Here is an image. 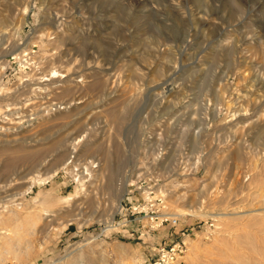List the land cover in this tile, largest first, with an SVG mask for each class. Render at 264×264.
Masks as SVG:
<instances>
[{
	"label": "rangeland",
	"instance_id": "1",
	"mask_svg": "<svg viewBox=\"0 0 264 264\" xmlns=\"http://www.w3.org/2000/svg\"><path fill=\"white\" fill-rule=\"evenodd\" d=\"M179 239L264 264V0H0V264Z\"/></svg>",
	"mask_w": 264,
	"mask_h": 264
},
{
	"label": "built area",
	"instance_id": "2",
	"mask_svg": "<svg viewBox=\"0 0 264 264\" xmlns=\"http://www.w3.org/2000/svg\"><path fill=\"white\" fill-rule=\"evenodd\" d=\"M170 221L176 224L178 219L176 217L164 218L163 221ZM186 242L183 239L176 240L171 244L160 245L158 252L153 257V264H173L186 251Z\"/></svg>",
	"mask_w": 264,
	"mask_h": 264
},
{
	"label": "bare ground",
	"instance_id": "3",
	"mask_svg": "<svg viewBox=\"0 0 264 264\" xmlns=\"http://www.w3.org/2000/svg\"><path fill=\"white\" fill-rule=\"evenodd\" d=\"M29 6H30V5H29ZM59 107H60V108H64L65 106L60 105ZM49 110H55V108H51V109H49ZM49 110H48V111H49ZM83 138H84V135H80L79 137H77V138L74 139L73 152H74L75 149H76V148H75V145H76L79 141H81ZM85 170H86V169H85ZM86 171H88V169H87ZM86 171H85V172H86ZM85 172H84V173H85ZM86 173H88V172H86Z\"/></svg>",
	"mask_w": 264,
	"mask_h": 264
}]
</instances>
